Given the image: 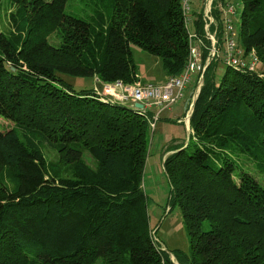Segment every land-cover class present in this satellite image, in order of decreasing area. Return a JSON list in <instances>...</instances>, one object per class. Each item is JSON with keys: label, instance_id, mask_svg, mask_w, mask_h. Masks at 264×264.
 <instances>
[{"label": "trees", "instance_id": "16d2710c", "mask_svg": "<svg viewBox=\"0 0 264 264\" xmlns=\"http://www.w3.org/2000/svg\"><path fill=\"white\" fill-rule=\"evenodd\" d=\"M30 1L32 20L17 5L11 32L0 27V264H175L155 239L144 187L153 111L60 73L138 82L136 45L162 59L168 78L180 75L189 24L206 58L208 32L221 51L236 5L212 0L210 22L208 0H195L187 23L181 0H98L87 14L66 12L68 0ZM240 3L236 41L264 58V0ZM214 60L188 142L164 160L168 205L182 209L190 240L188 253L171 252L181 264H264V71L225 63L219 77ZM191 89L192 80L183 99ZM39 135L59 145L70 175L48 165L30 137Z\"/></svg>", "mask_w": 264, "mask_h": 264}, {"label": "rangeland", "instance_id": "374dc122", "mask_svg": "<svg viewBox=\"0 0 264 264\" xmlns=\"http://www.w3.org/2000/svg\"><path fill=\"white\" fill-rule=\"evenodd\" d=\"M96 1V4H95ZM232 3L236 5V14H231V21L234 24V31L238 33L239 26H240V15L242 11V5L240 0H230ZM196 2V1H195ZM14 0H0V27L7 31L11 32L14 28V23L16 21V11L17 5H25L27 10V20H30L32 17L31 11L29 9L33 8L31 5L30 0H23L21 4H14ZM98 7V0H68L66 4V12L71 14H87L91 8ZM206 7V5H205ZM225 12V11H224ZM225 16V14H224ZM32 20V19H31ZM189 29L191 33L194 32V24H189ZM226 37V35H225ZM237 37V35H236ZM200 38V37H199ZM203 43L204 40L201 37ZM50 40L54 43L59 42V37L55 34L50 36ZM225 43L223 42V49L220 51V59L217 64V58L213 61L217 64V75L223 73V68L226 66V62L224 60L225 57ZM258 49H253L252 51L248 52V60L251 57L257 56V64L255 69L259 71V73H263L264 71V58L259 57ZM133 56L135 62L138 67V73L142 80L135 82L133 84H138L139 82L142 83H152V84H160L163 81H159L164 76V69H163V61L160 57L155 56L147 52L146 50L140 48L139 46H133ZM259 61V62H258ZM64 79L75 87L76 89L81 88H95L102 90L106 83L112 82H101L95 76H76L67 73H60ZM168 76V73L166 72ZM168 78V77H167ZM146 81V82H145ZM204 80L201 75L193 76L192 79V97L197 90L203 84ZM201 83V85H200ZM200 85V86H199ZM103 93V92H101ZM199 94V92H198ZM193 100H190L192 105V111L188 112L186 116L185 111V101L186 99H182L177 101L176 103L172 104L171 106H167L163 108L160 112V118L155 121V126L153 127L154 119L150 118V145L152 144V150L148 151V157L146 160L145 168H144V187L145 191L148 194V213L150 218V224L153 229L157 233V236L164 242V245L169 252V256L172 262L175 264H181L179 260L176 259L175 255L171 252L174 249H180L184 253L189 252L190 248V240L188 237L183 212L179 205H175L172 208L168 205L169 198L171 194V183L165 173V169L160 160V154L164 145H167L168 140L177 137L181 142H170V144L164 149L165 157L171 152L169 149H173L177 144L186 143L188 142L189 136L192 133V128L190 125V117L194 110V104L198 97ZM192 99V98H191ZM152 111L157 113L160 108L154 105L151 108ZM191 112V113H190ZM183 119V121H182ZM184 123H189V127H185ZM28 134V133H27ZM26 135V134H25ZM31 138L36 139L39 141L44 150V154L49 166L54 168V171H59L64 175L71 174V167L69 165L61 164L62 162V155L60 156L59 152V145L50 142L42 135L39 136H30ZM175 140V141H176ZM168 150V151H167ZM157 153L155 157L154 153ZM86 158L90 162H94L92 158V154L86 153ZM249 166H252L251 162L248 163ZM165 250V249H164Z\"/></svg>", "mask_w": 264, "mask_h": 264}, {"label": "built area", "instance_id": "2783aa9c", "mask_svg": "<svg viewBox=\"0 0 264 264\" xmlns=\"http://www.w3.org/2000/svg\"><path fill=\"white\" fill-rule=\"evenodd\" d=\"M195 0H181L182 5V11L184 16L187 18L188 16L192 15V11L194 8V2ZM211 4L212 0H208L206 3V9L205 14L207 15V18L210 22L214 20V17L210 14L211 11ZM226 5L228 6V12H233L234 8L233 5L229 3V1H226ZM227 12V9L225 10V13ZM225 23H226V29L228 34H234V31H232L233 26L229 24V18H227V15L225 14ZM206 29L209 30V24H206ZM227 34V35H228ZM191 40L195 41L196 33H192ZM208 37L211 41L217 40L215 33L208 32ZM229 47L231 51L236 55H247L245 54L244 49L234 40H230ZM200 55V52L196 51L194 53V60L190 63V65L193 67L196 65V61ZM228 64H242L245 65L246 63L241 61L239 58L232 57L229 59ZM200 65H198L199 67ZM181 77L179 78H171L168 82H161L160 84H152V83H142L139 82L138 84L133 83H125L121 80L113 81L112 83H106L102 90H99V92H103L101 94L105 96H109L113 99L119 100L121 102H130L135 106V103L140 102L143 105L142 109L151 110V108L156 105L160 110L155 113L153 111V127L155 126V121L160 118V112L163 108L167 106H171L172 104L176 103L179 100H182L183 97L186 94L187 88L189 83V75L187 73H181ZM203 76L201 75V78ZM201 85V83H200ZM199 85V86H200ZM199 92V88L195 91L193 97L191 93V100L196 98L197 94ZM153 100H155L157 103L153 104ZM190 100V99H189ZM188 100V102H189ZM185 106L186 110V116L188 115V112L192 111V105L193 103H188ZM163 103H167L168 105H164ZM140 109V108H139ZM152 111V110H151ZM191 113V112H190ZM156 241L161 242L160 238L157 236L156 231H153ZM160 249H165L166 246L162 243L161 246H159Z\"/></svg>", "mask_w": 264, "mask_h": 264}, {"label": "bare ground", "instance_id": "6f19581e", "mask_svg": "<svg viewBox=\"0 0 264 264\" xmlns=\"http://www.w3.org/2000/svg\"><path fill=\"white\" fill-rule=\"evenodd\" d=\"M185 20L187 23L192 22V16H188L187 18L185 17ZM230 40L236 41L235 38V32L234 34H228L226 35L225 38V62L228 63L229 59L232 57L239 58L241 61L245 62V65L242 64H235L236 67H242L247 70H254L257 64V56L256 57H251L250 60H248V54L247 55H236L234 54L230 47H229V42ZM237 42V41H236ZM205 47H203L202 42H196L191 39H189V57H188V62L183 70L182 73H187L189 75V80L187 83L191 82L192 78L194 75H202L204 76L205 71L211 60L216 59L220 56V47L218 45V40L211 41V46L209 47V54L204 58L203 51ZM198 51L200 52V55L196 61V65L193 67L190 65V63L194 60V53ZM198 65H200L198 67ZM179 78L181 77L180 75H174L169 78H167L164 82H168L171 78ZM157 102L153 100V104H156ZM164 105H168L167 103H163ZM150 118V117H149Z\"/></svg>", "mask_w": 264, "mask_h": 264}, {"label": "crops", "instance_id": "0c3cea01", "mask_svg": "<svg viewBox=\"0 0 264 264\" xmlns=\"http://www.w3.org/2000/svg\"><path fill=\"white\" fill-rule=\"evenodd\" d=\"M198 2V0H196V2L195 3H197ZM167 75H166V71L164 70V76L161 78V79H159V81H163V80H166L167 79ZM139 78H140V80H142L143 81V79H141V77L139 76ZM146 82V81H145ZM94 88V87H93ZM98 90V89H97ZM100 90V89H99ZM98 90V91H99ZM191 93H192V91H190L188 94H189V96H188V98L186 99V101H185V105H187V102H188V100L191 98ZM186 111V110H185ZM182 121H183V119H182ZM184 122V121H183ZM184 125H185V127H189V123H184ZM176 139H178L177 137H174V138H172V139H170V140H168V142H167V145H164V148L162 149V151H161V154H160V160H161V163H162V165L164 166V155H165V153H164V149L170 144V142H173L174 141V143H176V142H181L180 140H176ZM176 140V141H175ZM152 144H153V141L151 142V145H150V151L152 150ZM157 155V153L155 152L154 153V156L153 157H155Z\"/></svg>", "mask_w": 264, "mask_h": 264}, {"label": "water", "instance_id": "95a60500", "mask_svg": "<svg viewBox=\"0 0 264 264\" xmlns=\"http://www.w3.org/2000/svg\"><path fill=\"white\" fill-rule=\"evenodd\" d=\"M135 107L142 109L143 105L140 102L135 103Z\"/></svg>", "mask_w": 264, "mask_h": 264}]
</instances>
